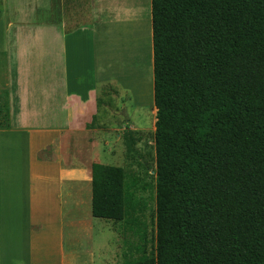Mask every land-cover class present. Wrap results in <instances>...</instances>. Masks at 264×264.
Here are the masks:
<instances>
[{"label":"trees","instance_id":"trees-1","mask_svg":"<svg viewBox=\"0 0 264 264\" xmlns=\"http://www.w3.org/2000/svg\"><path fill=\"white\" fill-rule=\"evenodd\" d=\"M152 33L156 238L124 264H264V0H152ZM134 192L93 163V216L143 236Z\"/></svg>","mask_w":264,"mask_h":264},{"label":"crops","instance_id":"crops-1","mask_svg":"<svg viewBox=\"0 0 264 264\" xmlns=\"http://www.w3.org/2000/svg\"><path fill=\"white\" fill-rule=\"evenodd\" d=\"M9 1L0 0V10L6 11ZM27 1L33 3L36 16L37 12L46 15L50 32L46 75L38 85L22 78L7 81L8 88L0 85V97L2 91L6 93L8 118L0 127V136L25 146L21 191L9 188L11 174L22 173L17 161L8 176L0 168V243L13 244L19 211L23 213L20 233L26 231L28 238V264H85L93 255V223L105 219L92 214V166L94 162L114 165L112 159L105 156L104 162L102 157L107 153L113 156L121 138L120 134L114 138L111 129L105 130L99 121L90 125L94 116L99 118L100 87L114 83L119 75L128 83L125 88L130 85L142 98L152 100L156 114L152 0ZM139 2L142 7L138 9ZM110 6L118 22L101 30ZM80 8L87 10L88 22L68 26V14ZM40 18L37 24L44 22ZM17 24L10 19L8 31L21 43L27 32L20 33ZM33 32L36 36L37 26ZM143 38L146 45L150 39L149 50ZM143 48L148 51L149 63L135 71L136 77L133 73L130 83L127 74L136 67L135 56ZM13 50L17 61L18 50ZM12 253L8 249L7 264H21L20 257Z\"/></svg>","mask_w":264,"mask_h":264},{"label":"rangeland","instance_id":"rangeland-1","mask_svg":"<svg viewBox=\"0 0 264 264\" xmlns=\"http://www.w3.org/2000/svg\"><path fill=\"white\" fill-rule=\"evenodd\" d=\"M138 9L142 7V3L137 4ZM108 13H105L106 19L101 22V30H106V24L115 25L118 19H115L113 8L109 7ZM9 10V11H7ZM44 19L43 23H36V19ZM70 27L88 22V12L85 8L68 14ZM67 16V15H66ZM108 16V17H107ZM10 17V18H9ZM46 15L37 12L33 3L27 0H10L6 11L0 10V85L7 86V81H14L22 78L23 80H34L37 85L46 75V41L50 32L46 29ZM13 24L18 23L16 28H22L27 32L22 36L21 43H17L14 33L8 31L9 20ZM39 22V21H38ZM108 24V25H109ZM37 26L38 33L32 35L34 28ZM104 30V31H105ZM148 34V25H146ZM145 47L150 46V39L146 45V39L143 38ZM18 50V59L14 50ZM103 50V48H102ZM105 53L103 50L102 57ZM134 60L135 66L133 70L127 74L128 81L131 83V76L137 75L135 71L144 68L149 63V54L145 48L141 54L138 53ZM111 72L112 69H111ZM144 73V69H143ZM114 83H108L100 90L103 103L98 109L99 118L96 122L101 123L102 128H110L111 135L117 138L120 134L119 144L113 148V156L107 153L102 157L106 162V157L112 159L114 165H122L126 171V181L129 187L135 192L141 209L138 210V223L144 235L141 236L137 232V225L126 220L112 221L100 219L95 221L94 238H93V255L92 260L86 261L85 264H124L125 261L136 258L142 254V246L146 244L147 252L154 250L156 238V220H157V183H156V148H155V123L156 114L153 113V103L146 97H141L134 88H125L128 83L122 81L119 75ZM5 85L2 87L4 88ZM16 93L18 92V88ZM1 92V103L5 109V125L8 123L6 109V93ZM156 107V106H155ZM156 112V111H155ZM95 122V123H96ZM105 129V130H106ZM0 168L2 172L14 171L11 167L13 161L21 169L22 173L18 176L11 174L10 191H21L24 188L23 176V157L25 156V146L20 143H12L7 137L0 136ZM113 146V144H112ZM4 148V149H3ZM109 155V156H108ZM19 162V163H18ZM1 180V179H0ZM18 216L14 220V227L17 229V235L12 245L0 243V255L2 257L1 264H7L8 249L16 257H20L21 264H28V245L26 231L21 235V226L19 222H23V213L17 212ZM7 213L4 211V218ZM5 218V221H6ZM14 219V218H13ZM2 221V223H5ZM145 236V239L143 237ZM7 242V241H6ZM5 242V243H6ZM78 264V262H77ZM84 264V263H83Z\"/></svg>","mask_w":264,"mask_h":264}]
</instances>
